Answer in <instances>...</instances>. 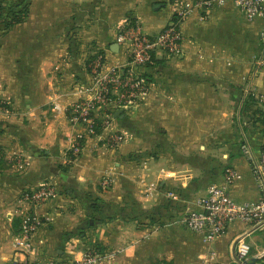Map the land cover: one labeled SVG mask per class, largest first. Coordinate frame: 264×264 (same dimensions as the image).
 I'll return each instance as SVG.
<instances>
[{
    "label": "crops",
    "instance_id": "1",
    "mask_svg": "<svg viewBox=\"0 0 264 264\" xmlns=\"http://www.w3.org/2000/svg\"><path fill=\"white\" fill-rule=\"evenodd\" d=\"M192 1L31 0L25 22L0 26V264H70L93 249L103 264H238L242 225L209 243L184 221L229 167L242 175L234 200L259 198L241 144L247 137L257 155L264 148L261 116H253L264 114L255 67L262 20L247 22L232 4L193 12L181 27L182 53L157 56L143 70L144 101L115 117L127 141L112 150L104 135L92 137L75 164L66 156L77 132L68 109L91 81V61L104 54L111 66L126 63L116 41L126 21L155 36L176 3ZM44 182L59 197L34 209L26 197ZM34 211L46 223L28 251L16 239Z\"/></svg>",
    "mask_w": 264,
    "mask_h": 264
},
{
    "label": "built area",
    "instance_id": "2",
    "mask_svg": "<svg viewBox=\"0 0 264 264\" xmlns=\"http://www.w3.org/2000/svg\"><path fill=\"white\" fill-rule=\"evenodd\" d=\"M232 4L245 16L247 22L263 21L260 32L262 52L255 62L256 73L264 77V0H193L175 4L170 25L158 35L151 36L138 21H126L118 31L117 44L125 49L128 61L111 66L104 54H98L90 63L91 81L81 89V98L68 109L69 122L77 128L70 147L66 151L69 163L80 158L85 140L101 137L106 145L116 150L127 141V134L115 126L114 111L129 110L140 105L149 93L150 83L143 71L159 55L174 57L182 53L184 35L183 23L195 11L210 14L214 9ZM256 99L264 106V92ZM59 111V108H56ZM241 152L249 162L259 198L254 202L239 203L231 195V188L242 179L235 168H227L222 185H213L204 197L195 201L196 210L185 219L186 227L204 236L206 242H214L226 235L231 227L240 224L244 230L235 238L236 262L245 264L257 258L264 264V250L252 253L248 239L264 233V148L257 155L247 137L243 138ZM2 153L0 152V158ZM105 180L106 186L110 185ZM59 197L55 184L44 182L26 197L34 209ZM172 198H175L171 194ZM45 219L37 212H25L16 245L30 250L33 237L45 226ZM104 257L97 250H88L80 260L70 264H103ZM10 264H59L55 260L46 262H17ZM204 264H213L208 260Z\"/></svg>",
    "mask_w": 264,
    "mask_h": 264
},
{
    "label": "trees",
    "instance_id": "3",
    "mask_svg": "<svg viewBox=\"0 0 264 264\" xmlns=\"http://www.w3.org/2000/svg\"><path fill=\"white\" fill-rule=\"evenodd\" d=\"M30 2L31 0H0V26L4 27L5 30H9L16 25L25 22L29 16ZM154 61H157V59L154 58ZM256 115L261 116L259 121L263 127L264 133V114L260 110H256L254 111L253 116ZM162 264L169 263L164 262Z\"/></svg>",
    "mask_w": 264,
    "mask_h": 264
},
{
    "label": "rangeland",
    "instance_id": "4",
    "mask_svg": "<svg viewBox=\"0 0 264 264\" xmlns=\"http://www.w3.org/2000/svg\"><path fill=\"white\" fill-rule=\"evenodd\" d=\"M262 106V105H260ZM264 107V106H262ZM248 244L252 248V253H258L262 250H264V233H257L253 236H251L248 240ZM222 264V263H221ZM255 264H259V261H257Z\"/></svg>",
    "mask_w": 264,
    "mask_h": 264
},
{
    "label": "water",
    "instance_id": "5",
    "mask_svg": "<svg viewBox=\"0 0 264 264\" xmlns=\"http://www.w3.org/2000/svg\"><path fill=\"white\" fill-rule=\"evenodd\" d=\"M124 112V110H118L117 113L115 114V117H117V115L122 114ZM257 258H252L250 262H247L245 264H255L257 262Z\"/></svg>",
    "mask_w": 264,
    "mask_h": 264
}]
</instances>
